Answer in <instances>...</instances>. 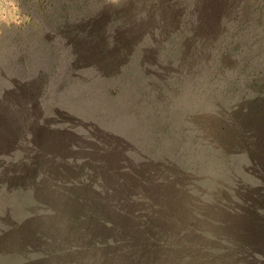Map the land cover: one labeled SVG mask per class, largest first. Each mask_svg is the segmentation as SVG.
<instances>
[{"label":"rangeland","instance_id":"374dc122","mask_svg":"<svg viewBox=\"0 0 264 264\" xmlns=\"http://www.w3.org/2000/svg\"><path fill=\"white\" fill-rule=\"evenodd\" d=\"M0 264H264V0H0Z\"/></svg>","mask_w":264,"mask_h":264},{"label":"trees","instance_id":"16d2710c","mask_svg":"<svg viewBox=\"0 0 264 264\" xmlns=\"http://www.w3.org/2000/svg\"><path fill=\"white\" fill-rule=\"evenodd\" d=\"M162 256V255H161Z\"/></svg>","mask_w":264,"mask_h":264}]
</instances>
